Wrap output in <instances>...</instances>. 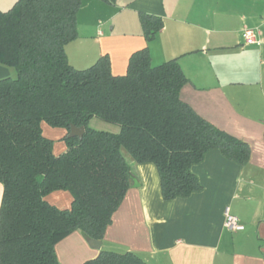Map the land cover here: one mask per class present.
Wrapping results in <instances>:
<instances>
[{"label": "trees", "instance_id": "obj_1", "mask_svg": "<svg viewBox=\"0 0 264 264\" xmlns=\"http://www.w3.org/2000/svg\"><path fill=\"white\" fill-rule=\"evenodd\" d=\"M113 3L115 0H105ZM83 0H16L0 8V63L17 77L0 79V264H60L56 244L80 231L104 238L131 186L126 153L157 165L165 199L202 188L191 166L219 148L247 163V142L219 129L181 98L189 81L178 58L152 63L149 48L136 51L126 74L115 75L103 55L87 68L73 66L66 46L78 35ZM147 40L163 27L160 16L142 12ZM98 117L119 131L90 126ZM84 126L82 138L53 140L41 123ZM55 190L73 194L70 208L46 200ZM84 264H149L134 251L102 249Z\"/></svg>", "mask_w": 264, "mask_h": 264}, {"label": "crops", "instance_id": "obj_2", "mask_svg": "<svg viewBox=\"0 0 264 264\" xmlns=\"http://www.w3.org/2000/svg\"><path fill=\"white\" fill-rule=\"evenodd\" d=\"M160 16L163 27L147 40L141 13ZM257 29L246 43L243 30ZM77 37L66 46L69 62L87 68L103 55L115 75L127 73L130 58L148 47L152 63L173 58L189 81L181 98L219 129L247 142L245 164L219 148L191 166L202 188L165 199L156 164L128 157L131 186L107 227L101 248L80 231L56 244L60 264H84L102 249L134 251L149 264H264V0H83ZM0 63V78L12 75ZM53 152L67 150L65 127L41 123ZM4 185L0 182V208ZM69 190L46 200L72 206ZM227 212L243 228L225 224Z\"/></svg>", "mask_w": 264, "mask_h": 264}, {"label": "rangeland", "instance_id": "obj_3", "mask_svg": "<svg viewBox=\"0 0 264 264\" xmlns=\"http://www.w3.org/2000/svg\"><path fill=\"white\" fill-rule=\"evenodd\" d=\"M16 2V0H0V8L7 10L9 8H11L14 3ZM8 68H12L13 70V74L12 75H8L5 77H12V78H16L17 77V70L15 67L12 66H8ZM1 79V78H0ZM90 126L96 129H100V130H108V131H119L120 130V126L117 124H112V123H108L98 117H94L91 119L90 121ZM127 156H131L129 153H126ZM131 158V157H130Z\"/></svg>", "mask_w": 264, "mask_h": 264}, {"label": "built area", "instance_id": "obj_4", "mask_svg": "<svg viewBox=\"0 0 264 264\" xmlns=\"http://www.w3.org/2000/svg\"><path fill=\"white\" fill-rule=\"evenodd\" d=\"M257 31L258 30L255 28H245L243 30V36L246 43L259 42V39L257 38ZM225 224L228 228L232 230H239L243 228L242 224L239 221V218L229 212H227Z\"/></svg>", "mask_w": 264, "mask_h": 264}, {"label": "water", "instance_id": "obj_5", "mask_svg": "<svg viewBox=\"0 0 264 264\" xmlns=\"http://www.w3.org/2000/svg\"><path fill=\"white\" fill-rule=\"evenodd\" d=\"M84 133H85V127L84 126L72 125L71 129L69 131V136L70 137L78 136V137L82 138ZM88 242L90 243L91 246H93L95 248H101V246H102V240H100V239L88 238Z\"/></svg>", "mask_w": 264, "mask_h": 264}]
</instances>
